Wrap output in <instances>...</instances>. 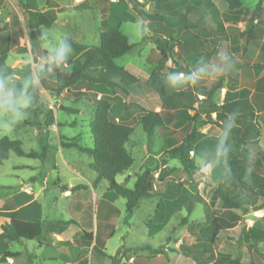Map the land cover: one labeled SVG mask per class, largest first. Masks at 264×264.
<instances>
[{"label":"trees","instance_id":"16d2710c","mask_svg":"<svg viewBox=\"0 0 264 264\" xmlns=\"http://www.w3.org/2000/svg\"><path fill=\"white\" fill-rule=\"evenodd\" d=\"M150 2L151 0H144ZM162 1V0H158ZM167 1V0H164ZM108 4L102 11H107L102 18L103 30L100 34L99 45H86L76 42L69 36L67 38L73 53L63 69L60 67L49 69L50 51H45L47 61L42 66H35L31 62H25L21 67L0 66V76L18 75L13 87L28 93L33 91V81L38 79L43 87L54 96H60L72 87L87 86L85 91H78L80 98L90 99L95 106V115L90 120V128L93 135V146L82 145L77 138L63 137V147H74L82 152H87L93 157L90 167L96 172L93 186L98 187L102 180H107L109 189L105 195L112 200L122 197L126 200V211L131 216L134 209L143 198L160 195L155 213L148 224L149 234L154 235L162 230L171 217L182 207L187 206L189 211L194 208L195 194L183 183L175 180H166V172L161 169L156 177L157 165H145L136 174L133 187L119 183L116 176L129 170L134 164L132 147L129 144L133 138L134 126L132 121L139 119L143 131L147 134V149L149 150L159 134L161 138V153L166 158L178 159L185 171L196 174L204 165L209 166L208 174L216 184L211 196L212 202L219 201L221 210L204 221L191 222L188 217L183 223H190V232L195 236L194 244H181V249L187 256L193 257L197 264H242L241 255L232 256L224 252H215L213 245L218 240L219 233L237 225L241 220V214L253 210L263 209V215L255 219L251 226L244 227L239 238L246 244L250 251L251 264H264L263 251L260 246L264 243V148L259 144V125L264 124V111L257 115V120L246 118H229L225 112H233L235 116L254 112L252 103L238 101L236 108L229 110L230 105L218 106L213 102L215 92L221 88L220 79L208 91L207 100L200 107L196 106L197 96L193 89L184 87L173 79L178 76L182 67L173 60L175 67L170 66L166 70L167 62L173 57V49L176 41L173 37L154 35L160 59L156 67L150 72L149 77L143 80L124 66L119 65L116 59L129 52L134 43L121 30L124 21H137V17L130 11L132 8L144 19L163 23L164 26L175 27L180 31H187L193 27V23L185 17L171 18L157 12H148L139 7V1L132 0H107ZM229 8L234 10L242 6L241 0H226ZM21 5L28 13L29 35L32 40L41 41L39 28L43 25H51L55 19H47L45 14L36 8L20 0ZM259 2L257 7H260ZM87 3L82 2L73 9L87 8ZM70 8V7H69ZM62 10H69L68 8ZM18 21L17 17L14 18ZM181 24L185 27L182 28ZM1 33V28H0ZM36 62V57H34ZM27 84V86H26ZM138 85L146 92L158 94L161 102V110H151L138 102H127L129 87ZM190 110H195L192 114ZM213 111L217 112V119H212ZM205 114V118H202ZM208 123L217 124L222 130L219 137L207 136L202 131ZM193 124L190 131H184L183 127ZM191 151L194 152L191 155ZM11 153L32 158H47V150L26 151L22 146V140L10 138L7 135L0 137V163L10 158ZM164 183V189L158 190L156 180ZM77 185L74 188H82ZM194 198L189 201V198ZM258 199L261 200L258 202ZM11 205L14 203L11 201ZM4 215L10 221L3 224L0 240L4 246L0 248V259L9 256H17L9 251V241H22L38 239L40 242L48 235L49 220L26 221L17 217L14 207L4 205ZM208 214V206L205 208ZM61 225H69L74 220H57ZM84 236L90 241L92 234L85 231ZM94 249L97 247L94 245ZM103 253L102 250L98 249ZM155 253L162 252L160 248L154 249ZM120 250L112 256L113 264H119L123 255Z\"/></svg>","mask_w":264,"mask_h":264},{"label":"rangeland","instance_id":"374dc122","mask_svg":"<svg viewBox=\"0 0 264 264\" xmlns=\"http://www.w3.org/2000/svg\"><path fill=\"white\" fill-rule=\"evenodd\" d=\"M41 1L45 2L46 0ZM58 1L63 6L73 7L74 4L84 0ZM137 1L140 3L139 7L148 12H157L171 18L181 16L184 21L185 17L191 18V13L196 4L193 0H178L175 5L164 0H154L149 3L144 2V0ZM51 3L55 6L60 5L55 0H51ZM86 3L87 8L62 11L59 13L57 21L51 25L41 26L39 35L47 33V41L42 42L30 38L27 26L28 15L19 0H1L0 66L3 68L19 67L24 65L26 59L32 61L31 63L35 66H42L45 61L44 57H46L43 50L50 51L52 46L59 44L63 36H69L81 44L99 45L100 34L103 30L102 18L107 13V11L103 12L102 9L106 10L108 2L107 0H86ZM130 11L136 15L137 21H124L120 30L130 38L134 47L116 59V62L144 79L156 67L160 59V51L152 38L158 34L155 26L159 24L156 21H148L141 17L131 5ZM14 16L17 17L18 21L14 20ZM181 27L184 28L185 25L181 24ZM200 44L198 40L196 43L193 42L190 47L198 49ZM34 57H36V62L33 61ZM171 64L173 61L169 60L167 65ZM18 78L19 76L16 74L0 76V80L8 81L9 87H13ZM78 91L77 89L73 93L64 92L60 96H54L43 87L38 79H34L33 91L29 93L33 97V106L27 110L28 115L11 127L0 128V137L7 135L10 138L20 139L26 151L41 152L46 149L48 155L46 159L41 160L11 153L9 159L0 163V198L9 196L21 186L25 179L33 174H36L40 180L47 176L48 189L44 193V203L46 207L49 201L53 204L50 209L48 207L50 216H65L61 215L59 206L55 207L57 206L55 199L59 200L60 203L64 201V198L60 196L61 190H64L68 184L77 186L86 183V178H90L92 173H96L88 166L89 162L93 161V157L89 153L61 145L63 137H75L80 140L82 145L93 146L90 120L95 115V106L90 99L80 98ZM129 100L138 102L150 109L156 107V101L159 102L156 94L148 96L143 88L138 85L132 87ZM132 124L135 129L129 144L136 161L132 168L119 174L117 179L122 181L130 173L131 179L127 186L133 187L136 173L140 172L145 165H157L156 177L162 169L163 172H166L165 179L180 181L183 183V187L196 193L197 202H195L193 210L189 211L187 206L182 207L173 215L169 228L150 236L148 224L151 223L154 216L159 197L143 198L134 209L132 216H128L126 211L125 198L118 197L111 204L113 207L110 217L111 224L106 225L104 230L107 233L106 245L104 246L101 245L100 240L96 243L97 231L99 230V238L102 231L101 214H98L97 220L96 204L90 201V196H75L81 200L78 203V207L82 210L80 219L83 223L81 225L89 226L94 237L93 242L85 236L83 237V244L78 239L73 244H67L56 238H49L47 243L42 246H39L38 240L9 241L8 250L18 255L12 257L13 261H10L9 258L0 259V264H113L112 256H115L122 248H125L130 256L138 252V264H144L145 256L150 253L157 254L153 249H147L146 245L148 244L155 245L154 247L159 246L161 251H164L168 244V253L172 254L173 264H186L193 261L192 258H185L184 256L187 255L177 248L179 243L194 239L189 234V224L204 221L207 217L213 216L216 211L221 210L219 201L213 203L211 199L216 184L208 174L209 166L204 165L200 172L192 175L183 169L178 159L168 158L167 164L161 162L155 156L161 152L162 141L159 134L156 135L152 147L148 150V136L143 131L139 119L133 120ZM191 129V124H187L183 128L184 131ZM203 131L207 136H221L219 127L215 125L206 126ZM135 143L137 144L135 145ZM141 152H143V158L140 162ZM23 164H30L34 167H24ZM39 185L40 183L37 182V186ZM108 185L107 180H102L97 189L99 200L102 193L109 189ZM156 186L160 190L164 187V183L157 179ZM193 200L194 198H189V201ZM259 201L261 200L258 199ZM207 206L210 212L208 214L205 212ZM237 211L241 214L240 222L222 230L213 248L215 252L228 253L233 257L241 255L242 264H251L249 248L240 242L239 238L242 229L248 226L249 221H255L261 217L263 209L253 210L250 208L245 214L240 209ZM185 217H188L190 223H183ZM9 221L8 217L0 214V233L3 230V224ZM0 244L5 245L4 241L1 240ZM94 245H97V249H93ZM260 248L263 251L264 261V243L261 244ZM98 249H103V253ZM165 260H167L166 257L162 256L160 263H165ZM121 264H130L129 259L124 257Z\"/></svg>","mask_w":264,"mask_h":264},{"label":"crops","instance_id":"0c3cea01","mask_svg":"<svg viewBox=\"0 0 264 264\" xmlns=\"http://www.w3.org/2000/svg\"><path fill=\"white\" fill-rule=\"evenodd\" d=\"M55 1L59 3L58 0ZM153 1L154 0H151L150 2ZM167 1L172 2L173 5H175L178 0ZM193 1L196 4L193 8L191 18L189 20L193 23L194 26L189 30L179 32V30L175 27L164 26L163 23L159 22H157L159 25L155 26V29L158 31L157 35L166 37L163 32L165 29V33L168 35V37H173L177 42L172 52L173 57L169 60H175L182 67L178 75V82L181 83L184 87L193 89L194 95L197 96L196 106L200 107L207 100V95L210 88H212L220 79H222V86L215 92L213 102L218 106H222L224 104L230 105L229 110H234L236 108L235 104L238 101L252 103L256 108L254 112H248L246 114H241L240 116H235L233 112L228 111L225 112L224 115L229 118L236 119L240 117L256 121L257 115L264 111V0H241L242 6L234 10L229 8L226 0ZM23 2L27 3L32 8L41 10L45 14L47 19H52V17L55 15V19L52 22L54 23L58 20L60 12L67 11L62 9L68 8L69 10H71L82 2L86 3V0L74 4L73 7L63 6L60 3V5L55 6L53 5V3L50 4L51 0H46L45 2L41 0H24ZM259 2L261 3V6L257 7ZM23 9L28 15L26 9L24 7ZM15 17L16 16H14V18ZM198 40L201 43L198 49H193L192 47H190L191 45H193V42L196 43L198 42ZM43 51L45 53V51L49 50ZM44 58L45 63L48 59V56ZM27 60L28 59H26V62H32ZM170 66L175 67V63L167 65V71ZM135 75L138 76L137 74ZM149 75L150 74H148V76L144 79L139 76L138 77L146 80ZM132 87L133 86L129 87L130 93ZM77 89L79 91H85L87 89V86H83L81 88L72 87L69 91L65 92L73 93L74 90ZM144 92L148 96L152 94H156L158 96V94L155 92H146L145 90ZM126 101L135 102L130 101L129 96L126 98ZM155 104L156 107L151 110H161L162 107L160 99L159 102L156 101ZM194 112L195 110H190V113L193 114ZM211 117L214 120L217 119V112L213 111ZM202 118H205V114H202ZM208 125L218 126L217 124L208 123L204 127ZM191 126L193 128V124H191ZM259 127L260 130L257 137L259 139V144L264 148V124L261 123ZM220 131V134H222L221 129ZM136 144L137 143H135V145ZM155 156L159 158L161 162L167 164L166 162L168 158H166V161H163L164 158L161 152ZM142 158L143 152L140 153V162L142 161ZM135 161L136 159L134 160V163ZM91 163L92 162H89L88 164L89 168H91ZM23 166L28 168L34 167L30 164H23ZM40 174L42 173L40 172ZM96 175V173H92L90 178H86V183L79 184L84 185V187L82 188L74 189V187L76 186L74 184H68L66 188L63 187L64 190H61L60 196L64 198V201L60 203L59 200L55 199L57 206H54H59L58 208L60 209L61 215L65 216H50L49 209L53 206V204L49 201L46 207L43 200L44 193L48 189V183L46 179L48 177L45 176L40 180L36 174H33L25 179L21 183V186L15 189L9 196L0 198V214L5 216L3 213L5 207L4 205H7V207H14L13 210L16 211L17 217L19 219L26 221H39L45 219L49 220L48 235L46 236V238H44L42 242H40L38 239H32L38 240L39 246L46 244L49 238H56L67 244H73V242H76V239H78L80 243L83 244L84 232L87 231L91 233V230L89 226L86 227L83 226L84 224L81 225V223H83L80 219L82 210L78 207V203H80L81 200L76 198L75 196H90V201L96 204L97 220L98 216L101 214L102 231L100 238L99 230L97 231L96 243H98L100 240L101 245L105 246V238L107 236V233L104 230L106 225L111 224L110 217L111 210L113 208L111 204L112 201L114 202V200H116L117 198L112 200L111 198L107 197L105 193L108 190H106L102 193V197L99 200L97 189L99 188L102 181L100 182L98 187H94L92 182L96 178ZM130 179L131 174L129 173L124 178V180L119 181L117 179V181L119 183H124L127 186V183L130 181ZM37 182L40 183L39 186H37ZM164 187L161 189H164ZM152 197H159L160 200L161 196L156 195ZM11 201L14 203V206L11 205ZM171 219L162 230L169 228ZM57 220H74L75 222L69 225H61L57 222ZM66 233H69V235H66ZM189 234L194 239H189L188 242L179 243L177 248H179V246L183 243L194 244L196 242L195 236L190 231ZM1 246L2 244H0V248ZM95 246L97 247V245ZM146 246L147 249L150 250H154L155 248L159 247H154L155 245L151 244H148ZM168 247L169 245L167 244L166 248H164V251L162 250V252L157 254L150 253L149 255L145 256L144 264H161L160 259L162 256L166 257L167 259L165 260L166 262L162 264H173L172 254L168 253ZM100 250L103 251V249ZM121 250L123 251L124 256H122L119 264L122 263L124 257L129 259L130 264H138V252H135L130 256L128 255V251H126L125 248H122ZM184 257L193 259V261H189L186 264H197L196 260L193 257ZM7 258H9L10 261H13L12 256H9Z\"/></svg>","mask_w":264,"mask_h":264},{"label":"clouds","instance_id":"9594fccd","mask_svg":"<svg viewBox=\"0 0 264 264\" xmlns=\"http://www.w3.org/2000/svg\"><path fill=\"white\" fill-rule=\"evenodd\" d=\"M42 42L47 41V33L40 37ZM73 49L67 38L60 40L58 45L52 46L49 56V69L60 67L66 64L72 56ZM173 79H178L174 76ZM32 95L27 91L17 90L15 87H9L6 80H0V128L11 127L13 124L22 121L28 115L27 110L32 107Z\"/></svg>","mask_w":264,"mask_h":264},{"label":"built area","instance_id":"2783aa9c","mask_svg":"<svg viewBox=\"0 0 264 264\" xmlns=\"http://www.w3.org/2000/svg\"><path fill=\"white\" fill-rule=\"evenodd\" d=\"M194 154V152L193 151H191V155H193ZM263 215V213L261 214V216ZM254 223V221L252 220V221H249V224H248V226H251L252 224Z\"/></svg>","mask_w":264,"mask_h":264}]
</instances>
